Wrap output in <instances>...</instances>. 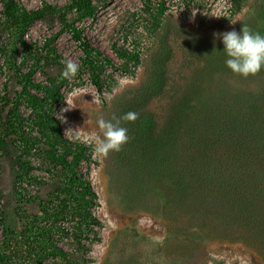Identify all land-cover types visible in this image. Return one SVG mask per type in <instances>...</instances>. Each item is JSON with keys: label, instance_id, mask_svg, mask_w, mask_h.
<instances>
[{"label": "trees", "instance_id": "1", "mask_svg": "<svg viewBox=\"0 0 264 264\" xmlns=\"http://www.w3.org/2000/svg\"><path fill=\"white\" fill-rule=\"evenodd\" d=\"M97 1L109 0H69L64 6L44 2L36 9H27L18 0H0V35H4L0 52L10 62L21 88L15 97L9 96L6 84L0 92V156L15 166L20 191L26 195L21 183H41L34 170L45 172L52 182V193L38 200V215L26 219L22 231L25 256L14 264H80L64 245L71 240L77 251L86 253L91 244L100 241L97 228L102 224L94 215L97 194L87 177L94 162L91 145L65 137L56 116L68 79L61 76L64 60L54 45L59 33L68 32L81 52L78 73H87L89 82L102 91L105 68L115 66L76 26L95 17ZM246 1L231 0L230 16ZM163 8L161 3L158 15ZM48 16L58 18L60 32L45 39L40 48L28 45L25 35L30 25ZM154 20L158 25L157 17ZM241 27L264 35V0H255L252 13L236 30ZM165 49L161 64L151 69L149 86L124 107V114H138L135 121H126L125 127L129 141L123 158L129 162L132 178L163 191L171 217L183 214L206 221L202 224L219 220L221 238L231 237L237 229L235 224H255L251 228L263 235L264 69L247 77L254 78L255 88L204 83L217 74L227 78L237 75L225 65L221 42L205 44L201 50L205 62L194 68L191 80L170 99L164 122L157 124L138 109L164 91V65L169 58ZM19 50L22 56H18ZM112 50L123 71L140 64L137 46L113 44ZM28 61L31 65L24 70ZM50 66L58 71L44 73V82L33 79L38 69ZM21 105L29 110L27 117L22 115ZM12 149L17 152L15 156L10 154ZM35 199L28 195L29 202ZM258 243L263 249L264 243ZM0 262L7 264L2 256ZM81 264H88V260Z\"/></svg>", "mask_w": 264, "mask_h": 264}, {"label": "rangeland", "instance_id": "2", "mask_svg": "<svg viewBox=\"0 0 264 264\" xmlns=\"http://www.w3.org/2000/svg\"><path fill=\"white\" fill-rule=\"evenodd\" d=\"M18 1L27 9H36L44 2L56 6L69 2ZM254 2L247 0L238 13L230 16L226 0L97 1L95 17L76 23L89 42L111 58L116 68H105L106 82L101 92L89 82L87 73L77 72L75 77L68 79L63 89V102L56 107L62 134L71 139L76 130L83 138L81 141L91 145L94 162L87 177L97 194L98 206L94 215L102 224L97 228L100 241L91 244L88 252L77 251L71 240L64 245L71 258L80 264L84 260H88V264H264V248L258 243H264V234L259 235L255 227L251 228L255 224H235L237 229L233 236L221 238L219 232L223 227L219 220L202 224L206 221L193 220L183 214L171 217L167 214V210H171L164 204V192L153 186L150 188L140 178H132L134 174L129 162L123 158L127 143L120 151L101 155L87 140L90 136L101 135L96 123L99 118L121 117L125 105L144 92L152 77L151 69L161 64L166 47L169 58L164 65L167 81L164 91L152 97L143 109H138L155 123H163L170 99L191 80L194 68L205 62L202 47L220 42L214 33L236 30L252 13ZM161 3L164 8L158 15ZM68 16L73 17L72 14ZM60 28L56 16L36 20L28 28L25 40L28 45L40 48L44 40L59 33ZM113 44L128 48L137 46L141 52L140 64L134 70L123 71L112 50ZM54 45L63 60L70 58L79 63L81 52L68 32L59 33ZM18 56H22L20 50ZM30 65L31 61L26 62L24 70ZM57 71L56 66L43 67L35 72L33 79L44 82V73ZM253 79L217 74L204 83L255 88ZM4 84L10 97H15L21 89L10 62L5 61L0 52V92ZM203 89L207 90L206 87ZM66 101L73 107L69 108ZM20 111L25 117L29 115L24 105ZM120 123L127 127L126 121ZM10 154L15 156L17 152L12 149ZM35 162L38 164L39 160ZM81 169L85 172V165ZM33 174L41 183H21L26 195L25 191H20L15 166L9 158L0 156V256L7 264L21 262L24 258L22 231L26 219L38 215V200L47 199L52 193L48 175L39 169ZM28 195L36 196L35 201L29 202Z\"/></svg>", "mask_w": 264, "mask_h": 264}, {"label": "clouds", "instance_id": "3", "mask_svg": "<svg viewBox=\"0 0 264 264\" xmlns=\"http://www.w3.org/2000/svg\"><path fill=\"white\" fill-rule=\"evenodd\" d=\"M194 16L195 14H193ZM213 35L222 43V50L226 57L225 65L234 74L247 78L264 69V35L247 27H241L239 31L233 29ZM63 64L61 76L65 79L75 77L80 68L79 63L66 58ZM67 105L69 108L73 107L68 102ZM64 110L62 109V111ZM137 118L138 114L131 111L119 118L113 117L112 120H105L101 117L96 122L101 135L90 136L87 140L94 144V151L98 154L107 155L110 151H120L122 145L129 139L128 130L121 126V120L135 121ZM82 139L81 134L73 130L72 140L78 142Z\"/></svg>", "mask_w": 264, "mask_h": 264}, {"label": "built area", "instance_id": "4", "mask_svg": "<svg viewBox=\"0 0 264 264\" xmlns=\"http://www.w3.org/2000/svg\"><path fill=\"white\" fill-rule=\"evenodd\" d=\"M228 12L231 10V0H226Z\"/></svg>", "mask_w": 264, "mask_h": 264}]
</instances>
